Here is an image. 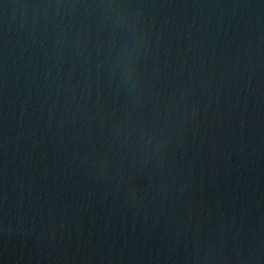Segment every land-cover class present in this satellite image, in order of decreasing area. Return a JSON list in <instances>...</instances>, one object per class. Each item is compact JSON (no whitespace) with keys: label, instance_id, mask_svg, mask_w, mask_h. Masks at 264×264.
<instances>
[{"label":"water","instance_id":"1","mask_svg":"<svg viewBox=\"0 0 264 264\" xmlns=\"http://www.w3.org/2000/svg\"><path fill=\"white\" fill-rule=\"evenodd\" d=\"M0 264H264V0H0Z\"/></svg>","mask_w":264,"mask_h":264}]
</instances>
